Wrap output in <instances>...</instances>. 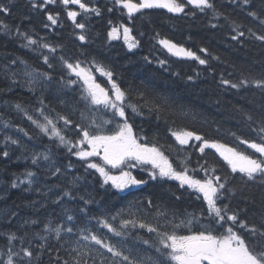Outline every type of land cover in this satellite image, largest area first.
Wrapping results in <instances>:
<instances>
[{"label":"trees","instance_id":"16d2710c","mask_svg":"<svg viewBox=\"0 0 264 264\" xmlns=\"http://www.w3.org/2000/svg\"><path fill=\"white\" fill-rule=\"evenodd\" d=\"M83 1H88L89 7L99 8L101 14H80L77 21L86 24V28L80 30L67 18L65 7L59 0L56 4L46 5L48 11L60 14L58 24L47 29L43 25L50 22L46 20L45 12L32 10L29 0H0V4L8 6L11 10L10 14H0V22L7 24L12 30L9 35L0 27V121L21 133L28 142L44 153L50 149L49 155L62 170L61 174L52 176L47 171L51 161H41L37 167L32 164V159L26 156V153H21V143L8 144L9 146L0 144V250H6L8 233L21 236L27 231L29 235L26 239H31L33 232H40L44 223L65 222L66 215L75 217L73 222H67L68 226L87 225L115 243L121 238L114 237L107 229L102 228L96 217L111 221V216L121 209H126L130 201H140L142 205H146L147 199L151 198L153 203H162L181 216L185 212L199 216L200 210L206 209V204L197 200L191 190L180 188L178 181L149 180L147 184L125 190L123 193H118L109 186L100 187L98 173L94 170H90L91 174L86 173L76 157L68 154L67 149L57 147L53 140L32 124L24 112L16 108V105L20 104L28 115L43 122L37 111L41 107L38 99L43 97L47 115L55 118L56 114L60 113L73 121V125L67 127L63 125V121L58 125L73 140L78 139L79 132L74 128L75 124L87 126L91 120L102 123L112 119L111 110H106L103 105L93 106L81 99L80 84L67 86L59 82L61 76H64L65 80L69 78L66 70L62 68L60 56L71 62L79 60L86 66H90L94 60L110 69L114 73L113 80L127 92L126 103L137 105L142 112V115H134L131 108L126 109L134 131L146 137L141 142L163 146L162 150L174 166L184 161L186 156H190L187 161L189 168H197L199 161V164L205 167H215L218 175L230 173V169L214 149H206L205 154L201 155L195 147L200 142L195 140L182 147L175 141L169 129L183 128L195 131L208 139H215L230 146L238 144L231 135L233 132L242 138L257 139L254 129L258 127L260 117L264 114V96L260 90L250 87L237 92L234 89L224 90L219 87L221 77L235 80L240 77L241 72L245 75L252 72L258 77L261 71H264V48L260 46L259 41L249 39L247 33V28L250 27L259 34V22L247 16V11L251 10L247 6H237L241 0H237V4L231 3V0H214V3L217 10L228 16L229 20L244 25L242 30L245 31V37L241 38L242 44L230 39L234 33L223 17L214 19L210 11L205 14L195 10L196 16H191L185 13H168L165 9H151L136 14V18L130 21L126 10L122 13L118 6L114 7V0ZM260 4L261 0H253L251 8L259 10ZM108 8L114 10L109 12ZM191 10L193 9L190 5L185 8L186 13ZM120 24H126L133 29L132 35L139 41L138 47L129 50L122 39L108 37L111 28ZM211 24L224 26L212 28ZM17 26L40 43H49L56 47V52L49 53L38 45L31 48L22 47L26 41L16 35ZM80 34L87 37L85 41L78 39ZM160 39H168L188 48L208 59L209 63L200 65L198 61L173 56L159 44ZM201 48H207L210 55L201 53ZM43 55L49 56L53 68H48L43 63ZM12 60H17V63L12 64ZM20 60L40 71L49 72L52 81L44 82L47 87L43 89L36 86L34 91L29 90L28 78L22 73L24 65ZM161 60L165 61L163 65L159 63ZM12 72H17L18 75L13 77ZM189 76L192 80L188 79ZM70 78L75 79L74 76ZM96 78L103 87L110 89L105 78L98 74ZM140 93H143V98ZM162 98H167L168 105H164L159 114L155 111L149 112L151 103L145 102H160ZM81 112L89 119H82ZM185 112L189 115L185 116ZM249 115L253 117L252 121L248 120ZM115 119L120 121L119 117ZM114 127L115 122L104 124L103 130L110 132ZM238 146L241 150H247L244 145ZM14 147H18L20 151ZM4 151H8L7 157L3 155ZM69 161L74 167H66ZM27 170L36 173L35 182L31 186L20 183V180L25 179L23 173ZM132 172L138 178L148 179L147 172H141L140 169H133ZM197 175L203 177L204 173L198 172ZM74 177L80 179L73 187L69 182ZM13 181L18 187H11ZM239 183L238 179L231 181L232 185ZM69 187L73 188L76 199L63 197L60 203H55L57 197L62 195V190ZM252 193L259 204V190L254 188ZM80 196L85 199L92 198L94 202L85 205L84 201L79 199ZM80 208H86L87 213H81ZM231 208L240 211L241 216L245 215L243 209L246 208L250 219L253 211H258L251 203L242 201L239 192L232 198ZM65 209H68L67 213ZM122 218H128L126 212L111 222L119 227ZM31 220H38L40 223L24 224V221ZM127 231L130 233L127 237L128 246L135 243L137 247L147 249L148 246L135 237L138 235L150 239L151 234L146 230L131 227ZM38 243L41 241L34 240L33 247ZM48 243L52 247L56 246V241L51 237ZM25 246H28L27 243ZM19 247V243H16L17 250ZM152 251L154 253V250ZM41 264H49L47 253L43 255Z\"/></svg>","mask_w":264,"mask_h":264},{"label":"snow or ice","instance_id":"6c2138e0","mask_svg":"<svg viewBox=\"0 0 264 264\" xmlns=\"http://www.w3.org/2000/svg\"><path fill=\"white\" fill-rule=\"evenodd\" d=\"M252 2L253 0H241L237 6H247L251 9L247 11V16L259 22V34L249 27L247 28L248 38L259 41L260 46L264 48V0H261L259 10L251 8ZM56 3L57 0H29L32 10L45 12L46 20L50 22L43 25L46 29L59 22L60 14L58 12L54 14L46 8V5ZM59 3L65 7L67 18L75 28L80 30H84L86 24L77 21L80 12L72 10L70 5H78L83 13L92 12L97 16L101 14L99 8L89 7L83 0H59ZM231 3L237 4V0H231ZM189 5L193 10L186 13L185 8ZM115 6H118L122 13L126 10L130 21L136 18V14H142L144 10L151 9H165L168 13H185L191 16H196L195 10L205 14L210 11L214 19L223 17V20L229 24L231 32L234 33L230 36L232 41L242 44L241 38L245 37V31L242 30L244 25L235 20H229L228 16L218 11L214 0H114ZM113 10L108 8L109 12ZM10 11L8 6L0 4V14H10ZM109 23L112 22L109 21ZM223 26L211 24L212 28ZM0 27L6 34H11L12 30L7 24L0 22ZM132 31L133 29L126 24H120L111 28L108 37L119 39L122 32L125 44L129 50H132L139 45ZM15 32L19 38L26 41L22 47L31 48L38 45L40 48L47 49L49 53H55L57 50L49 43H40L33 39L27 31H21L19 26L16 27ZM86 38L84 34L78 36L80 41H85ZM159 44L173 56L192 59L198 61L200 65L209 63L208 59L168 39H160ZM200 52L210 55L207 48H201ZM213 59L219 58L213 57ZM59 60L69 77L65 80L64 76H61L59 82L67 86L80 84L81 99L93 106L103 105L106 110H111L112 119L102 123L91 120L87 126L75 124L74 128L79 132L78 139L73 140L65 134L64 129L58 126L60 121H63L65 127L73 125V121L60 113H57L55 118L47 115L45 113L47 106L44 104L43 97L38 99L41 107L37 109L43 122L28 115L20 104H17L16 108L24 112L32 124L53 140L57 147L67 149L68 154L76 157L86 173L91 174L90 170L98 173L101 180L100 187L109 186L118 193H123L125 190L145 185L149 180L178 181L179 187L185 191L191 190L197 200L206 204V209H201L199 216L196 213L187 212L181 216L162 203H153L151 198L147 199L146 205H142L140 201H130L126 209H121L116 215L111 216V221H116L117 217L127 213L128 218L120 219L119 227L107 218L96 217L97 223L102 228L107 229L114 237L121 238L115 243L87 225L68 226L67 222H73L75 217L66 215L65 222L44 223L42 230L33 232L31 239H26L29 235L27 231L21 236L8 233L6 250H0V264H41L45 253L48 254L49 264H264V114L260 117L258 127L254 129L257 139L242 138L233 132L231 135L238 144L234 143L232 146L215 139H208L195 131L183 128L169 129L175 141L182 147L195 140L200 142L195 147L201 155L205 154L206 149H214L230 169V173L218 175L215 167H205L199 164V161H197V168H189L187 161L190 160V156H186L184 161L174 166L162 150L163 146H158L157 143L150 145L141 142L146 137L134 131L126 109L131 108L134 115H142V112L137 105L126 103L127 92L113 80L114 73L110 69L94 60L90 66L84 65L79 60L71 62L64 56H60ZM11 63L16 64L17 60H12ZM20 63L24 65L22 73L28 78L29 90L34 91L36 86L43 89L47 87L44 82L52 81L53 78L49 72L33 68L23 60H20ZM43 63L48 68H53L48 55H43ZM159 63L163 65L165 61L161 60ZM94 72L106 77L111 88L102 87L97 82ZM11 75L15 77L18 73L12 72ZM73 76L75 79L70 78ZM188 79L192 80V77L189 76ZM13 82L15 83V80ZM219 87L224 90L234 89L237 92L251 87L259 89L264 96V71H261L258 77L252 72L247 75L241 72L240 77L235 80L221 77ZM140 96L143 98V93H140ZM61 103L64 102L61 101ZM145 103H151L149 112L155 111L159 114L163 106L168 105V100L162 98L160 102L146 101ZM184 115L188 116L189 113L185 112ZM116 117H119L120 121H117ZM81 118L89 119L84 112H81ZM248 120L252 121L253 117L249 115ZM113 122H115L114 129L110 132L103 130L104 124ZM7 139L11 140L10 137ZM11 143L19 144L20 142L11 140ZM238 145L246 146L247 150H241ZM50 151L49 149L43 154H34L31 162L39 167L41 160L51 161L47 171L50 175L57 176L62 173V170L52 160ZM3 155L7 157L8 151H4ZM66 167L72 168L74 165L69 161ZM133 169L147 172L148 179L138 178L133 174ZM198 172H203V177H198ZM23 176L25 179L20 180L21 184L27 183L31 186L35 182V172L27 170ZM79 179L80 177H74L69 183L74 187ZM234 179L240 181L239 185L231 184ZM11 187L16 188L18 184L13 181ZM254 188L259 190V204L252 193ZM238 192L242 201L249 202L258 208V211H253L251 219L247 216L246 208L243 209L244 216H241L240 211L231 208L232 198ZM63 197L76 199L73 188L63 189L62 195L58 196L54 202L60 203ZM89 197H91L90 193ZM79 199L84 201L85 205L94 202L92 198L85 199L84 196H80ZM67 212L68 209H65V213ZM80 212L87 213V209L80 208ZM39 223L38 220L24 221L25 225ZM129 227L146 230L151 234L150 239H144L138 235L135 237L143 245H147V249H141L135 243L128 246ZM49 237L56 241L55 247L48 243ZM34 240H39L41 243L33 247ZM16 243L20 245L19 250L16 249ZM25 243L28 246H25Z\"/></svg>","mask_w":264,"mask_h":264},{"label":"rangeland","instance_id":"374dc122","mask_svg":"<svg viewBox=\"0 0 264 264\" xmlns=\"http://www.w3.org/2000/svg\"><path fill=\"white\" fill-rule=\"evenodd\" d=\"M120 39L123 40L122 32H121ZM97 74H99V73H97ZM9 137L11 138V140H18L21 143L20 144L21 150L23 149V151H24V152L22 151L21 153H26V156H28L31 159L33 158L34 154H43L44 153L36 145L28 142L21 133L16 132L14 128L6 126L5 123L0 121V144L1 145L12 144L11 140L7 139ZM85 147H87V146L85 145ZM14 148L17 149L18 147H14ZM17 150L20 151V149H17ZM41 161H43V160H41Z\"/></svg>","mask_w":264,"mask_h":264},{"label":"water","instance_id":"95a60500","mask_svg":"<svg viewBox=\"0 0 264 264\" xmlns=\"http://www.w3.org/2000/svg\"><path fill=\"white\" fill-rule=\"evenodd\" d=\"M222 159V158H221Z\"/></svg>","mask_w":264,"mask_h":264}]
</instances>
